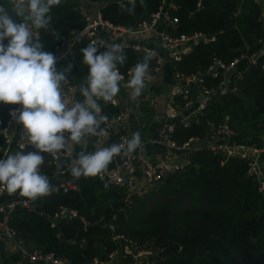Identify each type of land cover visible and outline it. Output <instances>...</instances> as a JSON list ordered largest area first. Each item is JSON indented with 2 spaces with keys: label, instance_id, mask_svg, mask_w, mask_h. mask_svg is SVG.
<instances>
[{
  "label": "trees",
  "instance_id": "trees-1",
  "mask_svg": "<svg viewBox=\"0 0 264 264\" xmlns=\"http://www.w3.org/2000/svg\"><path fill=\"white\" fill-rule=\"evenodd\" d=\"M84 1L100 4L103 20L129 31L149 23L162 7L160 0ZM259 1L202 0L198 8L199 0H166L164 8L170 6L166 9L168 19L177 20L174 26L168 23L167 35L174 38L200 33L214 38L212 43H199L190 54L173 63L175 73L200 76L204 89L217 91L223 76L206 75L214 60L224 65L238 60L237 71L242 72L241 78H232L234 91L211 96L205 109L195 114L187 126L175 123L171 138L176 146L189 139L205 140L208 124H220L225 118L229 129L241 140L251 143L264 137V69L260 64L250 66L242 58L264 41ZM49 15L50 25L39 30V42L44 51L53 54L59 37L80 30L84 22L78 0H61ZM87 45L78 41L73 56L57 65L59 70L72 66L66 76L76 91V102L83 100L79 88L88 66L83 63L81 49ZM123 52L127 59L117 67L121 75H126L146 54L128 48ZM155 64L156 57L150 62V75ZM176 102L180 107L185 103L182 99ZM99 104L101 115L108 117L101 128L121 116L118 108L103 100ZM13 106L0 102V127ZM112 137L106 147L117 141V136ZM44 156L50 171H64L70 163L61 158L53 165L50 157ZM221 162L220 156L201 148L187 156L180 172L128 199L122 188L105 186L97 177H81L75 182L76 189L63 193L56 186L58 191L34 201L40 212L16 208L9 226L26 246L66 264L105 261L118 246L112 241L111 227L140 245L149 244L155 251L150 264H264V196L258 192L255 179L247 176L246 162L229 159L222 166ZM42 172L50 177L47 169ZM61 208L75 212L77 217L59 219L53 227L51 221ZM100 222L104 225L99 226Z\"/></svg>",
  "mask_w": 264,
  "mask_h": 264
},
{
  "label": "clouds",
  "instance_id": "clouds-1",
  "mask_svg": "<svg viewBox=\"0 0 264 264\" xmlns=\"http://www.w3.org/2000/svg\"><path fill=\"white\" fill-rule=\"evenodd\" d=\"M20 17L15 22L0 6V102L20 105L11 111L12 120L22 126L21 139L35 151H18L0 158V188L8 194L19 192L23 203L34 202L58 191L47 175L41 173L44 154L59 157L68 151V145H82L86 137L104 134L101 124L108 117L101 115L98 101L115 102L124 77L117 65L127 59L116 44L101 41L89 43L81 49L88 74L79 91L82 101L69 104L64 99L62 85L68 83L67 69L57 71L56 57L43 50L39 30L47 29L51 22L50 10L61 0H9ZM7 39V45L4 44ZM104 51H100V48ZM158 55L149 50L142 61L130 70L127 88L130 98L136 100L151 80L149 65ZM139 130L122 143H112L88 153L81 151L70 160L68 171L74 179L102 176L116 156H131L143 149Z\"/></svg>",
  "mask_w": 264,
  "mask_h": 264
},
{
  "label": "built area",
  "instance_id": "built-area-1",
  "mask_svg": "<svg viewBox=\"0 0 264 264\" xmlns=\"http://www.w3.org/2000/svg\"><path fill=\"white\" fill-rule=\"evenodd\" d=\"M160 1L162 4L160 12L153 15L149 23L140 24L135 31L126 30L121 26H116L103 20L100 13L84 15V24L80 30L72 32L66 38L59 37L57 45L53 51V55L57 59L56 65L73 56L74 48L78 41H85L88 44L92 42L99 44L101 41L105 42V37L109 39L110 43L115 42L122 49L128 48L135 52H143L144 54H147V52L152 49L139 45L137 40L145 34L152 32V30L157 27L159 16L163 14L166 22L169 23L170 26L177 24L176 19L169 20L167 17L166 9L170 8V6L164 8L166 0ZM130 2H133V0H130ZM201 2L202 0H199L197 4L198 8L201 7ZM259 2L262 5L263 0H260ZM262 22H264L263 14ZM127 38L134 40V45L126 42L125 39ZM6 41L7 39H5L4 42ZM213 41V37H207L200 33L174 38L164 34L161 36L160 49L163 53L167 54L173 65L175 62H179L183 56L190 54L192 49L199 43L209 44ZM262 43L251 55L247 54L242 58L246 59L250 66H257L260 64L261 68L264 69V41ZM100 50L104 51L105 49L101 47ZM161 61L162 58L156 56V64L151 79L159 73L162 63ZM238 63V60H235L229 65H224L216 60L213 61L208 68L206 75L211 77H217L219 75L223 76V80L219 84L217 91H208L204 89L201 86L200 76L192 75L184 77L174 72V79L177 80L178 83L173 86L169 93L164 109V119L166 120V124L161 129L159 137L160 141L170 152H173L174 155L144 160L140 158L139 155L141 150L137 149L131 156H120L122 157V162L116 164L111 170L103 173L102 176H97L99 181L105 186L114 185L124 189L127 199L132 195H142L157 187L168 175L180 172L183 166L187 164V156L205 147L209 149L213 155H218L222 158L221 166L229 159H239L246 162L248 164L247 176L255 179L258 185V192L264 196V137L257 139L259 140L257 144L239 143L236 141L237 136L229 129L227 125L228 120L225 118L220 124H208L209 134L205 140L189 139L183 145L178 147L171 138L176 122H181L187 126L189 120L195 114H199L205 109L206 102L211 96L216 94L224 96L227 93L234 91L233 85L235 82L232 78L236 76V79H238L241 78L242 75V72L237 71ZM130 70L126 75H122L124 79L120 82H128L131 78ZM231 70H235V74L231 76L230 79H227L225 74ZM63 86L69 90L73 89L68 83ZM192 91L194 94H191ZM200 97H203V99L201 102H198ZM177 99H182L185 102L183 107L177 105ZM108 103L113 107L117 106L116 101L114 103ZM17 108H20V105H14L13 108L8 110L6 123L3 127H0V136L3 139V146L0 145V158H5L8 153L11 144L8 130L15 123L12 120L10 113ZM182 115L183 119H181ZM116 126L119 130L116 134L118 138L115 143H122L125 140H128V136L122 127V115L117 119L107 122L102 129L105 130L106 128L105 131L107 132L109 127L115 128ZM70 145L71 144L68 145V151H62L58 158L46 154L50 157L53 165H57L61 158L70 161ZM23 147V145H19V149H23ZM177 158L179 159L177 160ZM59 187L63 193H66L71 189H76L75 182L71 185L63 184ZM5 192L6 190L0 188V243L6 240L14 241L25 258L32 264H66L62 260L54 258L51 254L42 255L38 251L26 246L22 239L10 228L9 222L16 208L33 210L37 207H35L32 202L27 204L23 203V200L3 201L2 198ZM76 217L77 215L75 212L61 208L53 217L51 225L54 227L56 221L59 219ZM112 241L118 243L117 248L108 254L105 261L94 259L92 264H108V262L112 260H119L121 264H150V259L153 257L155 251L150 248L149 244L140 245L138 242L118 234H116V236L113 235Z\"/></svg>",
  "mask_w": 264,
  "mask_h": 264
},
{
  "label": "crops",
  "instance_id": "crops-1",
  "mask_svg": "<svg viewBox=\"0 0 264 264\" xmlns=\"http://www.w3.org/2000/svg\"><path fill=\"white\" fill-rule=\"evenodd\" d=\"M80 5V12L82 16L84 15H94L99 13L100 4L98 3H89L84 0H78ZM262 14L264 17V3L262 2ZM166 6L165 8H167ZM168 23L165 20V24L162 26H157L152 32L145 34L143 37L138 38L137 42L139 45H143L147 48H150L158 53V57L162 58L161 68L159 73L151 80L146 81L147 87L142 92L141 96L136 100L130 98L131 89L127 88V83L120 82V91L114 100L117 103L116 108H118L122 115V127L125 130V133L128 136V139L131 138L132 133L137 130L140 131L143 141V149H140V158L144 160L154 159L157 157L174 155L173 152H170L166 146L160 141V131L163 126L166 124L164 119V109L166 102L169 96V93L173 86L178 82L174 79V67L171 64L167 54L163 53L160 49L161 36L166 34ZM105 42L109 43L107 37L104 38ZM129 44L135 43L134 40L127 38L125 39ZM136 42V43H137ZM263 44V43H262ZM260 47V46H259ZM256 47L251 52L247 54L251 55L256 51ZM58 65V64H57ZM55 65L57 71L59 70L58 66ZM62 91L64 93V99L69 104L76 102V91L73 88L72 90L67 89L62 85ZM101 101V100H100ZM99 101V102H100ZM98 102V103H99ZM109 104V103H108ZM113 107V106H112ZM106 130V128H105ZM118 127L108 128V131H104V134L98 136H89L85 138V141L82 145L71 144L69 148V158L70 160L75 158L77 154L81 151H86L92 153L97 151L99 148L106 147V143L111 141L112 136H116L118 133ZM8 133L11 138V144L7 155L14 154L18 151H23L25 153L29 151H34L32 146L28 145L25 140L21 139L22 126L14 123L8 130ZM236 141L239 143H249L240 138H236ZM259 140H254L251 142L257 144ZM3 139L0 136V144H2ZM19 145H23V149H19ZM1 155V154H0ZM6 155V156H7ZM6 158V157H5ZM179 158H177L178 160ZM122 162V157L118 156L113 159L112 163L109 164L108 170H111L115 167L116 164ZM43 169H47L50 174L49 181L53 187L60 186L63 184L71 185L76 180L74 179L70 172L67 170L58 171L54 168L55 171H50L48 164L44 162L41 166V173ZM43 198V197H42ZM3 201H17L24 200L19 195V192L8 194L7 191L3 195ZM34 203V202H32ZM0 264H32L30 263L19 248L16 246L14 241L6 240L0 243ZM108 264H121L119 260H112Z\"/></svg>",
  "mask_w": 264,
  "mask_h": 264
},
{
  "label": "water",
  "instance_id": "water-1",
  "mask_svg": "<svg viewBox=\"0 0 264 264\" xmlns=\"http://www.w3.org/2000/svg\"><path fill=\"white\" fill-rule=\"evenodd\" d=\"M122 1H123V0H116L115 2H117V3H121ZM263 3H264V0H263ZM0 6H3V7H4L5 12H6V13H7V14L13 19V21L17 22V21H20V20H21V18H20V17H17L16 13L13 11V9H12L10 3H9V0H0ZM237 9H238V5L236 6L235 10H237ZM164 24H165V17H164L163 14H161V15L159 16V18H158L157 26L160 27V26H162V25H164ZM110 44H116V45H117V43H115V42H112V43H110ZM132 45H134V43H133ZM234 74H235V70H231V71H229V72H227V73L225 74V77H226L227 79H230L231 76H233ZM202 99H203V97H200V98L198 99V102H201ZM181 119H183V115L181 116ZM36 211H37V212H40V210H39L38 208H36ZM98 225H99V226H103L104 223H103V222H100ZM110 229H111L113 235L116 236V234H117V233H116V229H115L114 227H111ZM61 240H62V238H61ZM49 264H50V263H49Z\"/></svg>",
  "mask_w": 264,
  "mask_h": 264
}]
</instances>
